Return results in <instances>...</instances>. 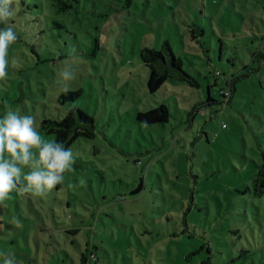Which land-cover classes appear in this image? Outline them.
I'll return each mask as SVG.
<instances>
[{"label": "rangeland", "instance_id": "374dc122", "mask_svg": "<svg viewBox=\"0 0 264 264\" xmlns=\"http://www.w3.org/2000/svg\"><path fill=\"white\" fill-rule=\"evenodd\" d=\"M14 7L9 24L18 39L0 81V117L10 106L39 125L76 107L94 118L95 138L74 143L61 189L46 197L13 192L0 204V264L7 255L26 264L27 254L50 252V264H81L92 246L98 264H264V195L254 190L264 161V0ZM165 42L199 88L169 81L149 93L141 52ZM73 49L83 62L67 92L82 94L63 105L56 81ZM227 83L235 88L229 102ZM161 105L168 123L137 121ZM63 227L81 231L68 238Z\"/></svg>", "mask_w": 264, "mask_h": 264}, {"label": "clouds", "instance_id": "9594fccd", "mask_svg": "<svg viewBox=\"0 0 264 264\" xmlns=\"http://www.w3.org/2000/svg\"><path fill=\"white\" fill-rule=\"evenodd\" d=\"M15 0H0V81L8 76L9 48L18 39L9 21L15 14ZM83 62L73 49L71 60L62 61L57 85L67 92L77 79V62ZM18 59L12 57L11 65ZM34 115L21 114L10 106L0 117V204L15 192L21 197H46L58 184H63L65 173L73 170L76 156L63 143L49 140L39 132ZM70 186V185H69ZM18 224L19 221H16ZM3 264H16L14 255L4 256Z\"/></svg>", "mask_w": 264, "mask_h": 264}, {"label": "trees", "instance_id": "16d2710c", "mask_svg": "<svg viewBox=\"0 0 264 264\" xmlns=\"http://www.w3.org/2000/svg\"><path fill=\"white\" fill-rule=\"evenodd\" d=\"M70 7H72V5ZM200 32L201 35H205L204 31ZM195 33V31H192V39L197 40ZM141 56L144 64L149 69L148 91L150 94L154 95L158 93V91H160L169 81H172L173 83H186L192 87H200L199 83L191 76V74L184 70L181 58L175 55L170 43L165 42L160 50L145 47L141 52ZM218 75H220V73H217V76ZM234 89L233 83H227V90L222 92L225 102H229V100H231ZM225 92H228L229 96L226 97ZM81 94V91L63 93L60 98V103L65 105L66 103L74 102L81 96ZM211 102H213V100L209 98L208 104H211ZM198 107H194L196 112L200 110ZM169 120L170 111L165 105H161L155 109H150L146 112H139L137 114V121L145 125L166 124ZM94 127V118L80 108L75 107L68 110L67 114L63 117L60 115L57 119H48L45 117L40 121L38 130L46 139L55 140L58 143H63L66 148H72L74 143L80 139L88 141L94 139ZM259 169V173L254 182V190L255 194L261 197L264 195V161ZM61 188L62 184H58L55 187L57 190ZM90 228L88 231L91 230ZM63 229L64 230L61 232L67 235L68 238H70V236L78 235L81 231V228L68 230L63 227ZM92 230L94 231L95 229L93 228ZM40 231H42L41 233H46L43 229ZM94 250V246H92L91 250L87 249L86 252L89 253L88 257L85 253L82 254L81 264H98V259ZM26 257L28 259L26 264H50V259L53 258L51 252L48 257L44 259L34 257L30 260V256L28 254ZM16 264L19 263L17 262Z\"/></svg>", "mask_w": 264, "mask_h": 264}, {"label": "water", "instance_id": "95a60500", "mask_svg": "<svg viewBox=\"0 0 264 264\" xmlns=\"http://www.w3.org/2000/svg\"><path fill=\"white\" fill-rule=\"evenodd\" d=\"M142 185H143V183L141 182L140 186L136 190H134L133 192H131L130 194L131 195H137V194H139L142 191V187H143Z\"/></svg>", "mask_w": 264, "mask_h": 264}, {"label": "built area", "instance_id": "2783aa9c", "mask_svg": "<svg viewBox=\"0 0 264 264\" xmlns=\"http://www.w3.org/2000/svg\"><path fill=\"white\" fill-rule=\"evenodd\" d=\"M225 95H226V97H227V96H229V93H228V92H225Z\"/></svg>", "mask_w": 264, "mask_h": 264}]
</instances>
